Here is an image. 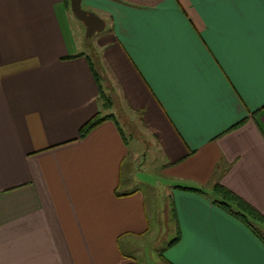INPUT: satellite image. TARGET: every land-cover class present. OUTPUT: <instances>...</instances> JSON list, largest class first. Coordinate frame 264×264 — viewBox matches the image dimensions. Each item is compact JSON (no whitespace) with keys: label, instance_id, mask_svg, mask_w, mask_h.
Wrapping results in <instances>:
<instances>
[{"label":"crops","instance_id":"crops-1","mask_svg":"<svg viewBox=\"0 0 264 264\" xmlns=\"http://www.w3.org/2000/svg\"><path fill=\"white\" fill-rule=\"evenodd\" d=\"M82 6L106 25L85 51L71 2L0 0V264H140L162 212L158 260L264 264L215 203L219 184L264 216V0Z\"/></svg>","mask_w":264,"mask_h":264},{"label":"rangeland","instance_id":"rangeland-1","mask_svg":"<svg viewBox=\"0 0 264 264\" xmlns=\"http://www.w3.org/2000/svg\"><path fill=\"white\" fill-rule=\"evenodd\" d=\"M73 20H74V26L79 27V30L81 32L79 37L82 41L81 43H82L83 50L85 51V50H87L86 28L84 27V24L82 22H80L77 18H75V16H73ZM108 28H109V26H108ZM89 41L95 47V42L97 41V38L91 37V39H89ZM91 52H92V50H91ZM92 54H93V57L95 58V60H98L95 57V55H99V53H91V55ZM98 68H99L98 72L100 74L101 67H98ZM103 89H104L106 95L109 96V93L106 92V91H109L108 87L103 88ZM111 100H112V105H111V107H112L114 104V100L113 99H111ZM118 119L122 122L121 124L125 130L127 138H129V139L132 138L131 140L134 142L135 141L134 140L135 139L134 138L135 133H133V131H132L133 129H131V127L133 128V126H135L136 120H131V118H130V120H128L127 118L123 119V117H120ZM125 120H126V122H124ZM137 125H139V124H136V126ZM144 139H145V137H144ZM138 147L144 148L145 144H139L138 143ZM158 161H159L158 156H155L154 158H152V161H150V163H148L146 166L143 164L145 162L144 157H141V156L138 157V164H141V166H139V167H141V169L138 170L137 176L141 181H144L145 183H152L153 188L157 187V181L159 179L163 181V179H161L162 176L160 175V173L156 169L154 170V168H156V166L158 164L157 163ZM138 185H139V188L140 187H147V186H145L146 184H143V183L142 184L138 183ZM159 190H162V189L160 188ZM158 192H160V191H158ZM164 193H165V191H164ZM156 226L159 228V230L163 229V231H164L163 237H162V239H160V237H157L154 239H150L148 237L146 239V242L143 245V248H145L146 250L144 249L143 255L140 259V261H141L140 264H154V263L157 264V262L159 264H166L162 258L158 260V257H157V256H159V250L161 248H164L167 244H169L171 242V238H172L170 235H168V232L172 229V226H171V223L169 226L168 221H166L165 212L160 213V215L159 216L157 215V218H155V227Z\"/></svg>","mask_w":264,"mask_h":264},{"label":"trees","instance_id":"trees-1","mask_svg":"<svg viewBox=\"0 0 264 264\" xmlns=\"http://www.w3.org/2000/svg\"><path fill=\"white\" fill-rule=\"evenodd\" d=\"M70 3V0H67ZM94 75L102 82V78L99 72L95 71ZM102 98L106 102L107 107H111L112 100L106 95L104 89L101 91ZM106 118L100 116L95 117L88 123H86L81 129V137L86 136L99 124H101ZM188 190L199 192V189L186 188ZM215 193L221 197V200L216 201V205L221 207L228 214L239 219L253 232V234L264 244V216H262L255 208L245 202L241 197L233 193L231 190L224 186L217 184L215 186ZM177 241L171 244L174 245ZM161 257L164 259L163 254ZM165 260V259H164Z\"/></svg>","mask_w":264,"mask_h":264},{"label":"water","instance_id":"water-1","mask_svg":"<svg viewBox=\"0 0 264 264\" xmlns=\"http://www.w3.org/2000/svg\"><path fill=\"white\" fill-rule=\"evenodd\" d=\"M83 0H70L74 16L86 26L87 37H92L96 33L105 29V22L93 12L87 11L82 6Z\"/></svg>","mask_w":264,"mask_h":264},{"label":"snow or ice","instance_id":"snow-or-ice-1","mask_svg":"<svg viewBox=\"0 0 264 264\" xmlns=\"http://www.w3.org/2000/svg\"><path fill=\"white\" fill-rule=\"evenodd\" d=\"M238 2L241 4H246V3L254 2V0H238ZM185 264H200V262H185Z\"/></svg>","mask_w":264,"mask_h":264}]
</instances>
